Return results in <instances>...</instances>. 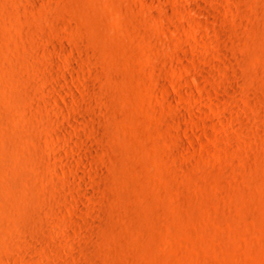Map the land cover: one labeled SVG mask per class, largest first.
Wrapping results in <instances>:
<instances>
[{
    "label": "rangeland",
    "instance_id": "1",
    "mask_svg": "<svg viewBox=\"0 0 264 264\" xmlns=\"http://www.w3.org/2000/svg\"><path fill=\"white\" fill-rule=\"evenodd\" d=\"M0 264H264V0H0Z\"/></svg>",
    "mask_w": 264,
    "mask_h": 264
}]
</instances>
